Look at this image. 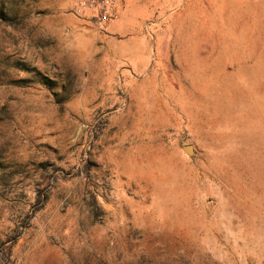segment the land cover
I'll return each mask as SVG.
<instances>
[{
    "label": "rangeland",
    "instance_id": "1",
    "mask_svg": "<svg viewBox=\"0 0 264 264\" xmlns=\"http://www.w3.org/2000/svg\"><path fill=\"white\" fill-rule=\"evenodd\" d=\"M174 1L0 0V264H264V0Z\"/></svg>",
    "mask_w": 264,
    "mask_h": 264
},
{
    "label": "crops",
    "instance_id": "2",
    "mask_svg": "<svg viewBox=\"0 0 264 264\" xmlns=\"http://www.w3.org/2000/svg\"><path fill=\"white\" fill-rule=\"evenodd\" d=\"M176 2L174 0H155V7L151 8L147 7L146 3H141L140 0H119L117 17L110 24H108L109 29L118 30L121 28L127 34L129 39L128 43L134 42V38L136 36L132 35V31L135 29H144L146 25H148L149 21L144 19L146 16H155L156 21H154L155 26L158 28V34L156 35V50L160 56L165 53V49L162 44L164 41V35L167 32V29L171 27V19L170 14L172 13L173 8ZM187 0H182L178 7H181V11L187 9ZM168 7L171 9L169 10ZM154 12V13H153ZM153 13V15H152Z\"/></svg>",
    "mask_w": 264,
    "mask_h": 264
},
{
    "label": "built area",
    "instance_id": "3",
    "mask_svg": "<svg viewBox=\"0 0 264 264\" xmlns=\"http://www.w3.org/2000/svg\"><path fill=\"white\" fill-rule=\"evenodd\" d=\"M71 13L99 28H105L117 17L119 0H70Z\"/></svg>",
    "mask_w": 264,
    "mask_h": 264
},
{
    "label": "water",
    "instance_id": "4",
    "mask_svg": "<svg viewBox=\"0 0 264 264\" xmlns=\"http://www.w3.org/2000/svg\"><path fill=\"white\" fill-rule=\"evenodd\" d=\"M182 149L189 155L193 152L191 146H184Z\"/></svg>",
    "mask_w": 264,
    "mask_h": 264
}]
</instances>
